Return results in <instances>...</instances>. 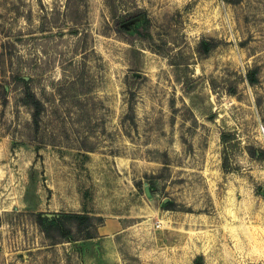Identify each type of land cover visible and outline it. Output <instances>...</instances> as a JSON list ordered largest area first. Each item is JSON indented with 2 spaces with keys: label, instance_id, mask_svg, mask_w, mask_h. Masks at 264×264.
<instances>
[{
  "label": "rangeland",
  "instance_id": "rangeland-1",
  "mask_svg": "<svg viewBox=\"0 0 264 264\" xmlns=\"http://www.w3.org/2000/svg\"><path fill=\"white\" fill-rule=\"evenodd\" d=\"M0 264H264V0H0Z\"/></svg>",
  "mask_w": 264,
  "mask_h": 264
},
{
  "label": "trees",
  "instance_id": "trees-1",
  "mask_svg": "<svg viewBox=\"0 0 264 264\" xmlns=\"http://www.w3.org/2000/svg\"><path fill=\"white\" fill-rule=\"evenodd\" d=\"M24 104L30 106L33 109V121L34 123L39 122L41 114V103L37 100L36 96L29 90L25 93ZM60 215H58L59 217ZM63 220L66 222L74 223L78 226L79 232L87 231L92 227V218L88 215L81 214H64L62 215ZM64 221L58 222L57 230L60 231L63 237H69L72 235V230L67 227ZM94 238L91 234L86 235V239Z\"/></svg>",
  "mask_w": 264,
  "mask_h": 264
},
{
  "label": "crops",
  "instance_id": "crops-1",
  "mask_svg": "<svg viewBox=\"0 0 264 264\" xmlns=\"http://www.w3.org/2000/svg\"><path fill=\"white\" fill-rule=\"evenodd\" d=\"M102 227H107V226H102ZM113 227V226H112ZM120 223H118V224H116V225H114V227L113 228H110V227H108V228H110L111 229V231H113V233H117L119 230H120ZM101 228V227H100ZM100 228H99V230H98V232H100L99 234H101V235H103V234H107V233H105V231H102V230H100ZM104 229V228H103ZM110 231V232H111Z\"/></svg>",
  "mask_w": 264,
  "mask_h": 264
}]
</instances>
